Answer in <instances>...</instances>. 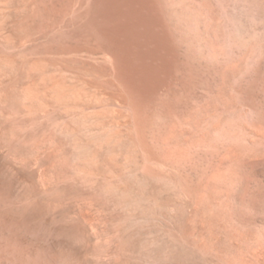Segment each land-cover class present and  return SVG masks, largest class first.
Here are the masks:
<instances>
[{
    "label": "rangeland",
    "instance_id": "obj_1",
    "mask_svg": "<svg viewBox=\"0 0 264 264\" xmlns=\"http://www.w3.org/2000/svg\"><path fill=\"white\" fill-rule=\"evenodd\" d=\"M152 1L0 0V264H264V0Z\"/></svg>",
    "mask_w": 264,
    "mask_h": 264
},
{
    "label": "bare ground",
    "instance_id": "obj_2",
    "mask_svg": "<svg viewBox=\"0 0 264 264\" xmlns=\"http://www.w3.org/2000/svg\"><path fill=\"white\" fill-rule=\"evenodd\" d=\"M117 1V0H116ZM124 1V0H123ZM134 1V0H133ZM138 1V0H137ZM141 2V1H140ZM151 2H153L152 0H151ZM118 3V2H117ZM133 3V2H132ZM137 3V2H136ZM126 4H129L128 2L126 3ZM131 5V4H130ZM134 5V4H133ZM162 5V4H161ZM126 8H127V6H125ZM134 7H135V5H134ZM114 8V7H113ZM117 8V7H116ZM152 9V8H151ZM164 10V9H163ZM156 12V11H155ZM160 13L159 14H161L162 15V13H161V11H159ZM124 13H125V11H124ZM118 14V13H117ZM138 14V13H137ZM136 14V15H137ZM126 15V14H125ZM124 15V16H125ZM158 15V14H157ZM156 16V15H155ZM159 16V15H158ZM157 18H160V17H157ZM165 17H163V19H164ZM133 19V18H132ZM164 20H166V19H164ZM186 20H187V18H186ZM137 22V21H136ZM157 22V21H156ZM163 22V21H162ZM190 22V21H189ZM165 24V23H164ZM193 24V23H192ZM140 26V25H139ZM162 27V26H161ZM172 27V26H171ZM177 27H178V25H177ZM155 28V27H154ZM153 28V29H154ZM158 27L156 26V29H157ZM194 28V27H193ZM193 28H192V30H193ZM171 29V28H170ZM144 30V29H143ZM137 31V30H136ZM146 31H148V30H146ZM162 31V30H161ZM156 32H158V31H156ZM163 32H164V30H163ZM166 33V32H165ZM182 33V32H181ZM132 34V33H131ZM151 33L149 32V35H150ZM161 34V33H160ZM141 35V34H140ZM155 35V34H154ZM153 35V36H154ZM100 36V35H99ZM147 36H148V34H147ZM149 37V36H148ZM164 37V36H163ZM163 37H161V39H163ZM141 38V37H140ZM178 39V38H177ZM182 39V38H181ZM153 40V39H152ZM164 40V39H163ZM162 41V40H161ZM101 42V41H100ZM117 42V41H116ZM186 42V41H185ZM102 43V42H101ZM138 43V42H137ZM162 43H163V41H162ZM165 43V42H164ZM142 44V43H141ZM105 45V44H104ZM165 46V45H164ZM210 47H212V46H210ZM134 50V49H133ZM138 49H136V51H137ZM163 51H164V49H163ZM179 52V51H178ZM177 51H176V53H178ZM141 53V52H140ZM170 53V52H169ZM188 53V52H187ZM191 53H192V51H191ZM193 53H194V51H193ZM211 53H213V50H212V52ZM143 55V54H142ZM179 55V54H178ZM193 55V54H192ZM188 57V56H187ZM147 59V58H146ZM221 60V59H220ZM224 60V59H223ZM159 61V60H158ZM194 61V60H193ZM192 61V62H193ZM126 63V62H125ZM141 63V62H140ZM190 63V62H189ZM191 64V63H190ZM120 67V66H119ZM184 67V66H183ZM180 68V67H179ZM187 68H189V67H187ZM192 69H193V67H192ZM123 71V70H122ZM178 71V70H177ZM188 71V70H187ZM183 72V71H182ZM184 73V72H183ZM133 74V73H132ZM182 73H180V75H181ZM219 75V74H218ZM127 76V75H126ZM164 76V75H163ZM183 76V75H182ZM166 77V76H165ZM191 77V76H190ZM150 78V77H149ZM148 78V79H149ZM179 78V77H178ZM159 79V78H158ZM140 80V79H139ZM155 80V79H154ZM176 80V79H175ZM191 80V79H190ZM196 80V79H195ZM141 82V81H140ZM140 82H138V84L140 83ZM162 82V81H161ZM170 82V81H169ZM179 82V81H178ZM184 82V81H183ZM155 83V82H154ZM123 84V83H122ZM151 84V83H150ZM149 84V85H150ZM183 84V83H182ZM149 85H148V87H149ZM152 85V84H151ZM173 86V85H172ZM180 86V85H179ZM185 86V85H184ZM187 86H189V85H187ZM186 86V87H187ZM165 87H166V84H165ZM132 88V87H131ZM169 88V87H168ZM145 89V88H144ZM165 89V88H164ZM160 90V89H159ZM166 90V89H165ZM169 90V89H168ZM171 90V89H170ZM135 91H137V90H135ZM154 91V90H153ZM159 93H160V91H159ZM170 93V92H169ZM131 94V93H130ZM135 95H137V93L135 92ZM141 95V94H140ZM186 95V94H185ZM131 97H132V95H131ZM137 98V97H136ZM181 98V97H180ZM132 99H134V97L132 98ZM144 99V98H143ZM150 99V98H149ZM135 100V99H134ZM137 100V99H136ZM141 100V99H140ZM145 100V99H144ZM180 100V99H179ZM139 101V100H138ZM146 102V101H145ZM148 103V102H147ZM190 105V104H189ZM188 107V106H187ZM187 110V109H186ZM128 185V184H127ZM126 185V186H127ZM175 194V193H174ZM171 200V199H170ZM172 203V202H171ZM189 238V237H188ZM191 241V240H190ZM194 242V241H193ZM186 243V242H185ZM188 243H190V242H188ZM195 243L197 244V246L198 247H200V248H203L202 246H201V243L199 242V241H195ZM194 244V243H193ZM204 250V249H203Z\"/></svg>",
    "mask_w": 264,
    "mask_h": 264
}]
</instances>
